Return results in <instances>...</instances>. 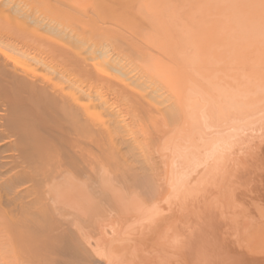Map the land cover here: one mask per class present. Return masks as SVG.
<instances>
[{
	"label": "bare ground",
	"instance_id": "6f19581e",
	"mask_svg": "<svg viewBox=\"0 0 264 264\" xmlns=\"http://www.w3.org/2000/svg\"><path fill=\"white\" fill-rule=\"evenodd\" d=\"M4 1L0 13L9 14L5 23V14L0 18V34L8 38L0 39V84L8 87L2 86L3 94L69 127L76 143L92 140L97 153L78 152L81 165L39 169L42 159L33 158L35 168L28 156L31 172L22 170L24 158L22 172L7 166L14 176L1 174L9 179L0 175V189H12V197L6 190L3 198L16 203L0 195V264H94L96 256L112 264L124 251L155 259L153 264L262 262L261 251L255 259L248 255L257 244L264 250L255 242L263 241L264 231L248 228L255 233L253 253L237 247L232 210L252 216L254 206H264V0ZM106 144L114 150L108 152ZM11 155H4L7 163ZM129 165L136 168L128 172L133 177ZM163 179L166 208L155 199ZM20 182L19 188L24 182L33 190L26 186L21 192ZM100 183L117 192L119 209L113 210H119V221L106 209L111 195L102 199L107 211L101 208ZM132 188L131 195L125 193ZM19 193L22 199L14 200ZM122 216H132L129 224L121 226ZM122 228L128 236L115 233L120 239L115 235L112 244L126 245L113 252L108 241Z\"/></svg>",
	"mask_w": 264,
	"mask_h": 264
},
{
	"label": "rangeland",
	"instance_id": "374dc122",
	"mask_svg": "<svg viewBox=\"0 0 264 264\" xmlns=\"http://www.w3.org/2000/svg\"><path fill=\"white\" fill-rule=\"evenodd\" d=\"M46 1L47 0H45L44 2L46 3ZM52 1V0H51ZM50 0H48L47 1V3H53V2H55V1H57V0H54V1H52L51 2ZM5 2V4L6 3H9V0H6V1H4ZM42 1L40 0V2L39 3H41ZM43 2V3H44ZM45 3H44V5H43V7L45 6ZM56 4H57V2H55ZM37 4H38V2H37ZM36 5V4H35ZM52 5H55L54 3L52 4ZM37 6V5H36ZM41 6V5H40ZM42 9V8H41ZM1 13H3V21L2 22H4V20H5V17H7L8 18V12L7 11H4V12H1ZM1 13H0V18H1ZM2 19V18H1ZM1 22V23H2ZM5 23V22H4ZM3 24V23H2ZM5 25V24H4ZM1 26V25H0ZM7 26V25H6ZM5 27V26H4ZM11 30V29H10ZM13 30V29H12ZM17 30V29H16ZM16 30L14 29V32L16 33ZM13 32V33H14ZM18 32V31H17ZM0 39H2V41H3V39H4V37H2L3 35L2 34H0ZM5 39H8L7 37H5ZM4 39V40H5ZM1 41V40H0ZM7 40H5V42H6ZM2 86H4V83H2L1 82V84H0V91H2V92H0V135L1 134H3V132L5 133L4 134V136L2 135V136H0V138L1 137H6L5 138V140H4V138H1L0 139V151L2 150V149H4L3 147H6V146H8L9 148H11V149H8L9 151L6 153L5 152V150H7V149H4V152H1V155H0V162L2 163V165H3V163H4V166H3V168H6L7 170L6 171H4L5 169H3V168H1V170L0 171H2V172H0V175L1 174H4V175H8V177H9V175H11L12 176V174H10V172H9V170H8V168H11V167H13L14 168V170L16 169L17 171H18V167L20 166L21 167V165H23V167L25 166V164H23V163H25V162H27L28 164L32 161L31 159H35L36 161H37V159L38 160H41V161H39V163L37 162V164H40V162H41V164L39 165V166H42V167H40L39 168V166L38 165H36L35 163H36V161L33 159V165H34V167L35 168H39V169H42L43 168V166H45L46 168H47V166H48V168H49V165H50V168L51 167H53V165H54V167H59V164L61 165V166H65V165H67L68 163H71V162H76V164H80L81 165V161H82V159H83V157L81 156V157H79L78 155L79 154H82V150H90L92 147L91 146H93V144H91V146H89L90 145V143L89 142H91V141H89L88 140V142H86V139L84 140V138H83V142H82V140H81V144H79V143H76L75 141H77L79 138L75 135L74 136V134L75 133H73L72 132V130H70V131H68L67 129H69V127L67 128V127H65V128H63L64 126H62V128L60 127V125L61 124H59L57 121V123L55 122V121H49L50 120V118L47 116V115H45L43 112H42V110H39V109H37V111H35L34 109H36V108H31V106H32V103L30 104V102L29 101H31V100H28V101H26V103H28L29 102V104L31 105H25V103H22V105H21V102H20V104L19 103H15V101L14 100H16L15 99V97L13 96V100L11 101L7 96H10L11 94L9 93V95H6L7 93H6V91H5V94H3L4 92H3V87ZM6 86V85H5ZM5 86H4V90L5 89H7V88H5ZM9 90V89H8ZM7 90V91H8ZM5 95V96H4ZM8 100H7V99ZM21 99V98H20ZM24 99V98H23ZM18 101H19V99H17ZM22 100V99H21ZM24 100H27V99H24ZM10 101V102H9ZM14 101V102H13ZM18 101H16V102H18ZM16 104V105H15ZM21 107H20V106ZM28 106V107H27ZM30 107V108H29ZM33 107V106H32ZM25 108V110H23ZM30 109V110H29ZM24 111V112H23ZM29 111V112H28ZM30 111H31V113H30ZM32 111H34V114H33V112ZM41 112V113H40ZM28 113V114H27ZM18 114H20V115H18ZM34 115V116H33ZM41 115V116H40ZM22 117V118H21ZM36 117V118H35ZM32 118V119H31ZM35 119V120H34ZM42 119V120H41ZM44 119H45V121H44ZM24 120V121H23ZM37 120V121H36ZM53 120V119H52ZM29 121V122H28ZM38 122V123H37ZM25 123H27V124H25ZM30 123V124H29ZM46 123V124H45ZM56 123V124H55ZM55 124V125H54ZM21 125H23V126H25V127H29V129L27 130V129H25V127H23V126H21ZM27 125V126H26ZM58 125V126H57ZM47 126V127H46ZM53 126V127H52ZM54 127H57V131L58 132H56L55 130L56 129H53ZM33 128V129H32ZM45 128H47V129H45ZM31 129V130H30ZM63 129H65L66 130V136H65V133L63 134L62 133V131H63ZM71 129V128H70ZM30 130V131H29ZM25 131H29V132H26V136L24 135V132ZM55 131V132H54ZM59 131H60V133H59ZM2 132V133H1ZM63 132H65V131H63ZM15 133H16V135H15ZM29 134L31 135V136H29ZM37 136H36V135ZM57 134V135H56ZM27 135H28V137L29 138H27ZM53 135V136H52ZM9 138H11V139H9ZM25 136V137H24ZM39 139H38V138ZM8 138V139H7ZM26 138V139H25ZM93 138V137H92ZM77 139V140H76ZM80 139H82V138H80ZM94 139H95V137H94ZM94 139H93V141H94ZM11 142L12 141V143H9V141ZM15 140V141H14ZM75 140V141H74ZM63 141V142H62ZM68 141V142H67ZM13 142H15V143H13ZM72 142H75L76 143V145H74L75 143H73L72 144ZM78 142V141H77ZM86 142V143H85ZM94 142H96V141H94ZM24 143H25V145H24ZM38 143V144H37ZM83 143H84V145H83ZM91 143H93V142H91ZM13 144V145H12ZM28 144V145H27ZM69 144H72L73 145V147L75 148H73V147H70L71 145H69ZM12 145V146H11ZM22 145H23V147H22ZM42 145V146H41ZM56 145V146H55ZM81 145V146H80ZM83 145V146H82ZM107 145H109V144H106V147H107ZM11 146V147H10ZM29 146H30V148H29ZM69 146V147H68ZM78 146V147H77ZM80 146V147H79ZM94 146H95V143H94ZM27 147H28V150H27ZM63 147V148H62ZM106 147H104L105 148V150L107 149ZM109 147H111L110 145L108 146V149H109V151L108 152H110V150L112 149V148H109ZM45 148V149H44ZM68 150H67V149ZM79 150H78V149ZM95 147H93V149H94ZM22 149V150H21ZM27 150V152H29L30 150H31V153L29 152L28 153V155L27 156H24L23 157V155H24V153H25V150ZM93 149H91V150H93ZM96 149V148H95ZM95 149H94V151H95ZM107 149V150H108ZM13 150V151H12ZM47 150H49V151H47ZM70 150V151H69ZM73 150V151H72ZM112 150H114V148L112 149ZM35 151V152H34ZM45 152L44 154H45V156H44V158H43V153H41V152ZM47 151V152H46ZM94 151H93V153H94ZM23 152V153H22ZM75 152V153H74ZM78 152H79V154H78ZM96 153H97V150L95 151ZM106 152V151H105ZM108 152H106V154L108 153ZM111 152H113V151H111ZM5 153V154H4ZM52 154V157H50L51 156V154ZM95 153V154H96ZM15 156L14 158H12L13 156ZM29 154H31V156L29 155ZM46 154L49 156V158H48V156H46ZM70 154V155H69ZM77 154V155H76ZM137 154H139L138 152H137ZM136 154V156L135 157H137L138 155ZM3 155V157H1ZM4 155L7 157V158H10V155H11V158L13 159V162H12V159H8L9 160V162L8 163H10V164H8L6 161H7V159L5 160V158L6 157H4ZM19 155L21 156L20 158V160H17V158H19ZM33 155V156H32ZM37 155V156H36ZM76 156L75 158L77 159H75L74 158V156ZM28 156L29 157H32L31 159L30 158H28ZM24 158V161H22V159ZM40 158V159H39ZM48 158V159H47ZM74 158V159H73ZM109 158V157H108ZM108 158H105V159H103V160H106V159H108ZM129 158V157H128ZM2 159L4 160V161H2ZM60 159V160H59ZM126 159H127V157H126ZM130 159H134V158H130ZM130 159H128V160H130ZM138 159H141L139 156H138ZM10 160H11V162H12V164H11V162H10ZM14 160H15V162H14ZM17 160V161H16ZM76 160V161H75ZM110 160V159H109ZM137 160V159H136ZM135 159L134 160H132V162L134 161H136ZM54 161H56V162H54ZM131 161V160H130ZM138 161L139 160H137V165H138ZM48 162H50V163H48ZM133 162V163H134ZM140 163H141V160L139 161ZM42 163H44L45 165H43ZM95 163H98V162H95ZM94 163V164H95ZM139 163V166H138V168L140 167V164ZM28 164L26 165L27 167H28ZM47 164V165H46ZM56 164H57V166H56ZM128 164H130V162L128 163ZM132 164V163H131ZM136 164V163H135ZM2 165L0 164V166L2 167ZM11 166V167H7V166ZM16 165V166H15ZM29 165H31V164H29ZM33 165H31V167H24V169H22L23 171H27V170H30V172H31V170H33L32 168H34L33 167ZM97 165H99V164H96V166ZM137 165H134L133 164V166H137ZM37 166V167H36ZM132 166V171L133 172H131V169H130V165H129V169L130 170H128L127 171V173L130 171V173H134L135 174V172L134 171H136V168L135 167H133ZM17 167V168H16ZM20 167H19V171L21 170L20 169ZM127 167V169H128V165L126 166ZM27 169V170H26ZM127 169H125V170H127ZM135 169V170H134ZM12 169H10V171H11ZM14 170L12 171V172H14ZM22 170L20 171V172H22ZM6 172H7V174H6ZM29 172V171H28ZM16 173H18V172H15V174ZM127 173H126V171H125V178H126V175H127ZM130 173H128V175L130 176V175H132V174H130ZM2 176V175H1ZM1 176H0V180L2 181V178H1ZM14 176V175H13ZM12 176V177H13ZM3 177V179H12V177H5L4 178V176H2ZM106 177H108L107 175H104V176H102L101 178H100V180L103 182V181H106ZM110 177V176H109ZM132 177H133V175H132ZM132 177H129V178H132ZM104 178V179H103ZM127 178H128V176H127ZM26 181H24V182H28V181H30V182H32L31 181V178L30 179H28V176L26 177V178H24ZM28 180V181H27ZM117 180V179H116ZM164 180V179H163ZM0 181V186H1V183L2 182H5L4 180L1 182ZM6 181H8V180H6ZM100 181V182H101ZM24 182H23V184H22V186L20 187L22 190H23V188H24V191H25V189H27L26 188V186H28V185H26L27 183H25V185H24ZM30 182H28L29 183V185H30ZM165 180L164 181H160L159 182V184H160V187L164 184L165 185ZM161 183H163V184H161ZM3 184V183H2ZM5 184V183H4ZM33 184H34V182H33ZM33 184L31 183V185L33 186ZM101 184V183H100ZM106 183H102L101 184V188L99 189V191H100V193L102 192V194H100V193H98V195H99V198H100V201H101V204H100V206H102V202H104L103 200H105V198L107 197V195H111L110 197H109V199H110V201L112 202H114L113 203V205L112 206H110V207H108L109 206V204H110V201H109V199H107L106 198V202H105V204H107L108 202H109V204H107L106 205V209H108V212L110 211V213L113 215V212H114V208L116 209V207H117V203H116V201L114 200V197H116V195H117V192H115L114 191V188L112 189L111 188V186L109 185V184H106ZM19 185H21V182L16 186V188H19L18 186ZM24 185V186H23ZM109 185V186H108ZM164 185L159 189L160 190V193L158 194L157 193V196L155 197V199L157 200V203H158V201H160L158 204H159V206H160V208L162 207V205L164 206V204H165V208L166 207H168V205L166 204V200H167V198L166 199H161V198H164V197H162V195H163V193H161L162 191H164V196H166L165 194H167V193H165L166 191L164 190V189H166V188H164L163 189V187H164ZM31 187V186H30ZM29 186H28V189L30 188ZM165 187H167V186H165ZM1 188H3V185H2V187ZM16 188H14V190H17ZM19 188V189H20ZM111 188V189H110ZM20 189V191L22 192V190ZM27 189V190H28ZM31 189V191L33 190L32 188H30ZM30 189L28 190V191H30ZM105 189V190H104ZM126 189H128L127 187H126ZM125 189V190H126ZM163 189V190H162ZM8 191L9 192V195L11 196V192H12V189L10 190L9 189V187L7 188H5V190L3 189L2 191H1V189H0V191H1V193H0V195H1V197L3 198V196H4V194L2 193V192H4V191ZM101 190H103V191H101ZM107 190V191H106ZM131 190V191H130ZM132 190H133V188L132 189H129V191L128 190H126V192L125 193H128V194H130L131 192H132ZM141 190H143V189H141ZM141 190H138L139 192L141 191ZM168 190H169V192H170V189L168 188ZM7 191L5 192L6 194H7ZM19 190H17V192H18ZM19 191V192H20ZM24 191H23V193H22V195H24ZM128 191V192H127ZM145 191V190H144ZM20 192V193H21ZM107 194H106V193ZM110 192V193H109ZM13 193H14V191H13ZM13 193H12V195H13ZM15 193H16V191H15ZM15 193H14V195H15ZM19 193V196H18V194H16L17 196H14V197H16L14 200H17V198L20 200V199H22V198H20V194ZM109 193V194H108ZM141 193H142V191H141ZM3 194V195H2ZM170 194V193H169ZM131 195V194H130ZM143 195V194H142ZM144 195H146V194H144ZM161 195V196H160ZM168 195V194H167ZM6 196H8V195H6ZM25 196H26V194H25ZM148 196V195H147ZM254 196V195H253ZM12 197V196H11ZM13 197V198H14ZM103 197V198H102ZM105 197V198H104ZM166 197H168V196H166ZM5 198V199H4ZM3 199L4 200H9V199H6V197H4ZM9 198V197H8ZM250 198V197H249ZM249 198H247V200L249 199ZM11 199V198H10ZM103 199V200H102ZM154 199V200H155ZM250 199H253L252 197L250 198ZM3 200V201H4ZM13 200V201H14ZM163 200V204H161L160 205V203H161V201ZM10 201L11 200H9L8 201V203H10ZM5 202V201H4ZM12 202V201H11ZM248 202H249V200H248ZM264 202V201H263ZM7 203V202H6ZM13 203V202H12ZM14 203H16V201L14 202ZM13 203V204H14ZM252 205H253V203H255L254 202V200H251V202H250ZM105 204H103V206L101 207L102 209L104 208V210H106L105 209ZM116 204V205H115ZM251 205V206H252ZM260 205H263V203H260L259 205L257 204L256 206H254L255 207V209L253 208V214L254 215H252L251 216V214H247L246 213V215H244L243 213H244V211H242V213H240L241 211L239 210V209H237V208H233V210H232V213H233V216H232V220L234 221L233 223L235 224V227L237 228V236H236V240H234V241H236L235 242V244H236V246L238 247V246H240L241 248H243L246 252L248 251V250H250L251 249V247H253V245L255 244V242H258V243H260V244H262L263 243V248H264V233H263V235H261L262 237V239H263V241L260 239L259 241L258 240H256L255 242H254V244L252 243L253 241H254V239H253V236L255 235V233H258V230H259V227H260V229H261V231L263 232L264 231V224L262 223L263 221H264V206L262 207V206H260ZM250 206V205H249ZM18 207V206H17ZM17 209V208H16ZM111 209H112V212H111ZM117 209H119L118 207H117ZM162 209H164V207L162 208ZM14 210H15V208H14ZM13 210V212H12V214L13 215H16L17 214V211H14ZM254 210L256 211V213L258 214L257 216L255 215V213H254ZM107 211V210H106ZM116 212H114L115 214L113 215L115 218H117V220L119 221V219H118V217H116L115 215H117V213H119V210L117 211V210H115ZM236 211H237V213H236ZM263 211V212H262ZM251 212H252V209H251ZM261 212V213H260ZM239 214H240V216H239ZM243 216H242V215ZM248 215V216H247ZM256 216V217H255ZM262 216V217H261ZM123 218H124V216H122ZM1 218V217H0ZM127 218H129V219H131L132 218V216H129V217H127V216H125V222L124 221H122V220H120L121 221V226L123 225L122 223H124V224H127L128 222H129V219H127ZM259 218H260V220H259ZM127 219V220H126ZM243 221H242V220ZM257 219V220H256ZM1 220V219H0ZM116 220V219H115ZM117 220H116V222H115V224L117 223ZM242 222H241V221ZM253 220V221H252ZM260 222H259V221ZM261 220H262V222H261ZM139 222V221H138ZM239 222H241V224H237V223H239ZM259 222V223H258ZM109 223H112L111 221L109 222ZM249 223V224H248ZM257 223V224H256ZM129 224V223H128ZM138 224V223H137ZM246 224V225H245ZM116 225H118V223L116 224ZM139 225V224H138ZM138 225H135L133 228L132 227H130V229L132 228V230H130V231H133V230H135L136 231V226H137V228H138ZM243 227H242V226ZM245 225V226H244ZM255 225H257L256 227H255ZM258 225H259V227H258ZM239 226H241L242 228H244L243 229V231L241 230V232H240V230H239ZM250 226V227H249ZM241 227H240V229H241ZM252 227V228H251ZM254 227H255V231H257V232H255V233H252V231H250V230H248V228L249 229H254ZM256 228H258L257 230H256ZM128 229H129V227H126V229L124 228V230H125V232L126 231H128ZM124 230H123V228L122 229H119V232H118V229H116V230H114L115 232H114V235L113 234H111V235H108V236H110V240H109V237H107V236H105L106 237V239L108 238V247H110V249H112L113 250V252L115 251V252H117V251H120L121 249H122V247H124L126 244H122V243H117V244H112L113 243V239H114V236L116 235V234H118V233H122V234H126V233H124ZM250 231V233H248V232ZM244 232H245V234H244ZM262 232H261V234H262ZM111 233V231H110V228H109V234ZM116 233V234H115ZM241 233H242V235H241ZM259 233H260V231H259ZM258 233V234H259ZM246 234H248L247 236H249V235H253L252 237L251 236H249L248 238L250 239L249 241H248V238L247 237H245L246 236ZM124 235H121V236H124ZM127 235V234H126ZM245 235V236H244ZM260 235V234H259ZM119 236H120V234L119 235H116L115 236V239L114 240H117V238H118V240L120 239L119 238ZM128 236V235H127ZM127 236H124L123 237V239H125V238H129V237H127ZM151 236H152V234L151 235H149V237H147V239L148 238H151ZM258 236V235H257ZM257 236H255L254 238H256V239H258V238H260V236H258V238H257ZM122 238V237H121ZM134 238V236L132 237V238H129V239H133ZM238 238V239H237ZM135 239V238H134ZM140 240L142 239V238H139ZM139 239H138V237H136V239L134 240V242L135 243H137V241H138V244H139ZM147 239H145V240H147ZM153 239V238H152ZM151 239V240H152ZM252 239H253V241H252ZM93 240V239H92ZM92 240H91V242H92ZM143 240V239H142ZM238 240H241V241H238ZM83 241H85V240H83ZM148 241V240H147ZM94 243H92L93 245H95V240L93 241ZM118 242V241H117ZM153 242H154V244H155V242H156V239H155V241H149V248L152 246V245H154L153 244ZM242 242V243H241ZM248 242H250V243H248ZM239 243V244H238ZM251 243H252V245H251ZM112 246H111V245ZM241 244V245H240ZM114 245V246H113ZM115 245H116V247H117V245H118V247L116 248L115 247ZM251 245V246H250ZM246 246H247V248H248V250H247V248H246ZM260 246L261 245H258L257 244V247H254V249H257V250H254L253 249V251H254V255L253 254H247L249 257H253L254 259L257 257V256H259L261 253V255L264 257V253H263V251L264 250H262V249H260ZM119 247H120V249H119ZM258 247H259V250H258ZM262 248V247H261ZM115 249V250H114ZM252 250H250V252H247V253H253V251L251 252ZM256 251H261V253L259 254V252H256ZM125 252V251H124ZM123 252V254L122 255H124L123 257H122V255H121V252H120V254H119V256H118V258H116V259H114V260H112V264H119L120 262H121V264H125V263H129V264H133V262L135 261V260H137V261H135L134 262V264H136V262H137V264L139 263V261L141 262L140 264H142V262H143V264L144 263H148L149 261H154V260H148L146 257H144L143 255H140L141 257L139 258V256H138V258L136 257V259H135V256H133V254H131V253H129L130 254V256L128 257L127 255H128V251L126 252V253H124ZM255 253H256V255H255ZM126 254V255H125ZM93 256H95V255H97L96 253L94 254H92ZM260 255V256H261ZM126 256V257H125ZM132 256V257H131ZM254 256H256V257H254ZM259 256V257H260ZM98 257H99V255H98ZM131 257V258H130ZM262 257V258H263ZM105 258V257H104ZM126 258V259H125ZM134 258V259H133ZM262 258H260L261 260H262ZM130 260L131 259V261H125V260ZM133 259V260H132ZM97 260V261H96ZM104 260V261H103ZM145 260H146V262H145ZM257 260H258V258H257ZM95 261L96 262H94V264H101L100 262H102V264H109V261L107 260V262H106V259H103L102 258V256H101V258H97V256H96V259H95ZM99 261V262H98ZM125 261V262H124ZM98 262V263H97ZM119 262V263H118ZM123 262V263H122ZM152 262H149L150 264H153ZM148 263V264H149ZM264 264V259L262 260V262L260 261V263L259 264Z\"/></svg>",
	"mask_w": 264,
	"mask_h": 264
}]
</instances>
